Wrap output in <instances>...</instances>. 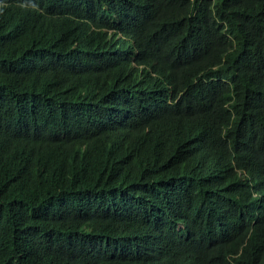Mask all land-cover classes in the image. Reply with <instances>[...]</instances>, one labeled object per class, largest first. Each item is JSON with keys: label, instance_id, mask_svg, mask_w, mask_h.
Returning a JSON list of instances; mask_svg holds the SVG:
<instances>
[{"label": "trees", "instance_id": "1", "mask_svg": "<svg viewBox=\"0 0 264 264\" xmlns=\"http://www.w3.org/2000/svg\"><path fill=\"white\" fill-rule=\"evenodd\" d=\"M0 264H264V0H0Z\"/></svg>", "mask_w": 264, "mask_h": 264}]
</instances>
